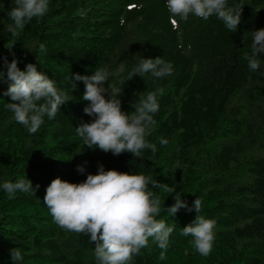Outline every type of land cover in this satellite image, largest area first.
<instances>
[{
    "label": "trees",
    "instance_id": "1",
    "mask_svg": "<svg viewBox=\"0 0 264 264\" xmlns=\"http://www.w3.org/2000/svg\"><path fill=\"white\" fill-rule=\"evenodd\" d=\"M166 2L49 0L43 18H33L12 36L7 27L15 0H0V72L7 71L4 57L9 63L15 58L22 71L34 64L70 99L54 119L45 116L40 129L29 134L6 108L11 100L3 93L9 85L0 81V264H13L14 248L23 255L17 264H96L90 234L59 228L44 196L54 179L79 184L98 174L100 165L105 171L151 176L175 190L149 185L161 201L156 219L174 231L166 251L150 238L130 264H264V54L256 71L243 59L251 54L252 32L264 29V0H227L228 7L241 10L235 33L216 16L203 20L190 14L186 22L177 17L173 28ZM157 57L172 64L171 75L130 80L141 58ZM97 67L107 69L108 84L121 89L125 113L148 92H157L159 110L146 136L155 153L114 156L83 144L76 128L93 118L84 113L85 85L74 76H92ZM21 178L39 188L10 199L2 184ZM177 194L190 208L199 198V215L216 222L207 257L194 249L191 236L181 235L196 211L181 209L172 217L166 210Z\"/></svg>",
    "mask_w": 264,
    "mask_h": 264
},
{
    "label": "clouds",
    "instance_id": "2",
    "mask_svg": "<svg viewBox=\"0 0 264 264\" xmlns=\"http://www.w3.org/2000/svg\"><path fill=\"white\" fill-rule=\"evenodd\" d=\"M166 8L173 28L178 27L177 17L186 22L190 14L203 20L216 16L233 33L241 22V10L228 7L227 0H167ZM48 11L49 0H15V7L9 12L13 23L8 25L7 31L16 36L33 18H43ZM80 15L86 13L81 10ZM252 35L251 54L245 53L243 59L248 62L251 71H256L260 66L258 57L264 54V29L256 30ZM39 47L45 51L43 44ZM3 63L7 71L0 72V81L9 85L3 95L11 100L5 106L13 113L17 123L24 126L29 134H34L44 123L45 116L48 119L56 117L61 106L70 100L68 93L58 89L54 80L38 72L34 64H27L22 71L15 58L9 63L4 57ZM172 71V64L163 58H141L129 77L132 80L137 75L143 78L151 74L159 79L171 75ZM109 78V71L100 67L92 76H74L76 81L85 85L83 100L89 104L84 113L93 118L92 122L76 128L77 135L88 149L98 148L114 156L127 152L135 158H142L145 149L155 153L156 145L148 142L146 136L155 123L153 114L159 110L157 92H148L144 99L131 105L134 111L125 113L121 110L119 99L121 89L110 86ZM106 84L108 87H105ZM105 93L109 99L105 98ZM160 143L166 145L167 140L161 138ZM76 170L81 174L85 172L80 165ZM149 185L170 193L175 191L151 176L105 171L100 165L98 174L87 175L86 180L79 184L54 179L46 188L44 204L59 228L80 235L90 234L91 241L95 242L96 264H130L133 256L148 247L150 238L166 251L174 231V227L156 219L161 212V201L149 190ZM2 188L11 199L17 192L35 194L39 185L34 189L29 179L21 178L15 183L5 181ZM201 205L202 201L196 198L190 208L177 194L175 204L166 210L172 217L181 209L196 211L195 220L182 229L181 235L191 236L194 249L207 257L212 251L216 222L199 215ZM10 256L13 264L23 260L19 248L11 249ZM164 258L162 251L160 259Z\"/></svg>",
    "mask_w": 264,
    "mask_h": 264
}]
</instances>
